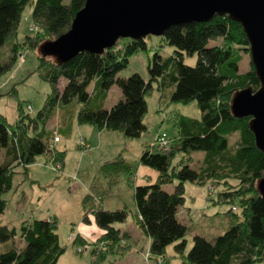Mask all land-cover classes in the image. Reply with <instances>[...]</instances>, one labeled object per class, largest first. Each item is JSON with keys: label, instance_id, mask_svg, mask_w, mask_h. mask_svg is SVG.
I'll list each match as a JSON object with an SVG mask.
<instances>
[{"label": "trees", "instance_id": "16d2710c", "mask_svg": "<svg viewBox=\"0 0 264 264\" xmlns=\"http://www.w3.org/2000/svg\"><path fill=\"white\" fill-rule=\"evenodd\" d=\"M84 1L0 0V76L14 67L21 51L29 49L36 54L35 71L50 85L49 93L34 114L24 112L20 101L16 104L18 112L14 122H8L0 113V152L3 150L0 215L6 206L3 194L11 188L14 173H27L39 155H46L52 163L63 166L64 150L50 146L52 132L46 128L57 105H78L75 116L78 123L117 130L125 138H135L146 131L145 96L154 89L167 88L169 102L194 100L200 116L189 117L174 110L170 120L175 135L170 141L157 149L148 145L141 149L138 161L156 171L154 181L135 184L130 165L120 154L103 160L99 173L105 174L111 183L116 181L119 172L128 174L136 207L135 222L149 239L148 251L154 258L153 264H168L164 257L168 244L182 255V264H263L264 201L256 185L264 176V152L255 146L247 126L248 117H233L229 108L236 89L258 86L251 64L248 70L238 71V52L249 53L241 25L226 15H214L208 21L170 26L158 37L174 47L172 53L162 57L155 51L147 65V78L137 72L118 75L131 55L148 49L147 36L118 38L102 53L83 50L60 64L50 56L41 55L39 44L65 32ZM27 4L31 5L32 24L39 29L36 33L29 30L19 41L17 27ZM184 54H195V63L185 64ZM61 79L64 82L59 86ZM112 85L120 89L122 96L109 108H104L103 101ZM4 94L16 97L15 84L7 92H0V96ZM232 135H236L234 143L230 141ZM193 151H202L196 166L188 162ZM178 153L181 157L173 164ZM230 178L236 183H229ZM185 181L224 183L225 187L218 189L216 197L210 199L228 202L226 213L235 220L211 239L194 234L192 244L184 252L187 227L177 218V211L184 203ZM170 183V191L163 188ZM100 188L91 182L81 198L82 221H90L92 215L101 229L92 244L87 264H100L108 253L123 254L131 247L128 241L131 234L115 225L125 221L127 208H104L101 200L107 190ZM233 207L239 209L240 219ZM6 241L9 244L0 251V264H55L65 249L59 242L56 219L51 215L43 219H23L18 231L1 223L0 219V242ZM71 241L86 244L79 234Z\"/></svg>", "mask_w": 264, "mask_h": 264}, {"label": "rangeland", "instance_id": "374dc122", "mask_svg": "<svg viewBox=\"0 0 264 264\" xmlns=\"http://www.w3.org/2000/svg\"><path fill=\"white\" fill-rule=\"evenodd\" d=\"M30 13L31 5L27 4L20 15L17 27L18 40H22L29 30L32 29L31 32L36 33L39 29L32 24ZM145 40L148 49L131 55L127 65L118 72V75L127 76L132 72H137L143 78H147V65L152 54L157 51L158 54L165 57L171 54L174 48L160 40L158 36L150 35ZM238 55V71L244 72L250 68L249 53L239 51ZM23 56L25 62H23ZM21 62L23 63L21 64ZM183 62L193 65L195 54H184ZM36 66L35 52L24 49L19 54L14 67L0 76V92H7L12 84H15L16 88V97L6 94L0 96V113L10 123L17 118V101L22 103L24 112L34 114L50 91L49 83L41 79L35 71ZM16 69L18 70L16 71ZM10 74L14 77L10 78ZM63 82L64 80L61 79L59 86H62ZM89 89H92V83ZM160 93H162L161 98H159ZM168 95V89L164 88L163 90L154 89L145 96L147 109L143 122L146 124V131L135 138H125L121 132L106 128H103L100 136L90 135L87 127L92 124H77L76 122L72 132L69 134L60 133L59 140L54 142L55 137L52 138L55 136L54 127L57 119L56 113H54L48 120L46 128L52 132V138L49 140L50 146L54 144L57 149L64 150L63 166H60L58 170L53 169L55 164L50 161V158L39 155L27 173H14L11 188L3 194L6 206L0 215L1 223L15 227L18 231L23 219H43L49 215L54 216L59 242L65 246L55 264H87L91 257L90 249L101 229L94 222L92 215L90 221H82L81 198L88 191L91 182H95L103 190H107L101 200L104 208L111 210L127 208L128 214L125 221L115 223V225L131 234V238L128 240L131 247L126 253H108L100 264H153L154 258L148 251L149 239L135 222L136 207L132 198V189L128 184V174L125 171L119 172L116 181L111 183L105 174L99 173V166L103 160L120 154L130 165L135 184L154 181L156 171L138 161L141 149L145 145L157 149L160 146L157 137L160 136H164L167 141H170V138L175 135V127L172 119L170 120L171 115H174V110L189 117L199 118L200 116L194 100L188 103L169 102ZM121 96L120 89L116 85H112L103 101V107L109 108ZM93 126L97 128L95 125ZM79 137L87 138L91 143L96 142L97 144L98 141L99 143L94 148L93 144L90 145L89 150L83 153L77 146ZM230 138L231 143H234L236 135H232ZM180 157L181 154H176L172 163L176 164ZM189 157L190 165L196 166L202 157V151H193ZM2 159L3 150L0 152V162ZM228 182L236 183L231 178ZM214 184L211 181L204 184L184 182L185 199L177 211V218L187 227L184 252L192 244L194 234L211 239L222 233L226 225L235 220L234 216L226 213L230 206L228 202L211 201L210 198L216 197L215 192L225 187L224 183ZM163 188L170 191L172 183L164 185ZM233 211L240 219L239 209ZM76 234L85 238L88 247L86 250L76 251V247L82 246L72 243L71 239ZM8 244L9 241L0 242V251L5 249ZM164 257L168 260V264H182L183 261L182 255L173 249L172 244L166 246Z\"/></svg>", "mask_w": 264, "mask_h": 264}, {"label": "water", "instance_id": "95a60500", "mask_svg": "<svg viewBox=\"0 0 264 264\" xmlns=\"http://www.w3.org/2000/svg\"><path fill=\"white\" fill-rule=\"evenodd\" d=\"M214 15L238 22L248 41L258 86L236 89L229 108L233 117H248L255 146L264 152V0H85L69 28L41 42L38 52L60 64L83 50L102 53L118 38L162 36L172 25L208 21ZM256 190L264 201V176ZM261 259L264 264V246Z\"/></svg>", "mask_w": 264, "mask_h": 264}, {"label": "crops", "instance_id": "0c3cea01", "mask_svg": "<svg viewBox=\"0 0 264 264\" xmlns=\"http://www.w3.org/2000/svg\"><path fill=\"white\" fill-rule=\"evenodd\" d=\"M19 41H21V40H19ZM22 58H23V62H25V57L23 56ZM23 62H21V64ZM17 70L18 69H16V71ZM13 77L14 76L10 74V78H13ZM77 107H78V105H75L73 103L68 104V105H57L56 106L55 113H56V118L57 119L55 121L56 125L54 127L55 128V136H53V138H52V139H54V137H55V141L54 142L59 140L60 133L64 132V133H68L69 134L70 132H72V130H73L74 126H75V123L77 122L76 118H75ZM77 124H79V123L77 122ZM87 129L90 131V135L93 134V135H97V136H100L101 133H102V130H103V128H95L93 125H90L89 127H87ZM85 140L87 141L89 146L93 144L92 145L93 148L97 147V144L99 143V141H98L97 144H96V142L91 143L89 141V139H87V138ZM53 146L55 147L54 144H53ZM57 150H59V149H57ZM44 158H47L46 155H44Z\"/></svg>", "mask_w": 264, "mask_h": 264}, {"label": "built area", "instance_id": "2783aa9c", "mask_svg": "<svg viewBox=\"0 0 264 264\" xmlns=\"http://www.w3.org/2000/svg\"><path fill=\"white\" fill-rule=\"evenodd\" d=\"M157 141L160 144V146H165L168 143L167 139L164 136L157 137ZM77 146L83 153H86L90 147L87 141L83 137L78 138ZM53 164L55 165H53L52 168L58 170L60 165L58 163H53ZM232 209H234V207ZM86 245L87 244H84V246L82 245V246L76 247V251L86 250L88 248Z\"/></svg>", "mask_w": 264, "mask_h": 264}]
</instances>
